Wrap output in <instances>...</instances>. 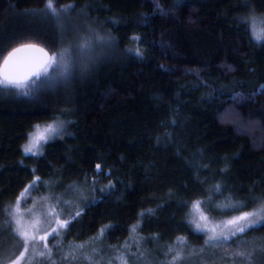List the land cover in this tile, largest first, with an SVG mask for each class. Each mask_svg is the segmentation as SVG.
<instances>
[{
	"label": "trees",
	"instance_id": "16d2710c",
	"mask_svg": "<svg viewBox=\"0 0 264 264\" xmlns=\"http://www.w3.org/2000/svg\"><path fill=\"white\" fill-rule=\"evenodd\" d=\"M246 2L181 0L182 6L174 14L161 16L153 14L151 0H57V7L76 5L69 18H75L72 28L77 27L80 35L87 34L86 28L91 26L101 36L110 33L114 42L103 45L93 67L79 70L62 84L44 87L35 96L0 90V116L16 130L21 141L27 138L32 125L45 123L55 114L63 112L82 120L87 128L102 126L107 129L115 125L117 119L134 114L136 106L140 109L137 102L153 81L195 76L217 97V107L200 126L196 129L190 127L175 138L163 134L153 143H147L146 138L138 145L125 147V150L123 146L129 136L126 137L123 130L115 126L119 142L107 154V159L115 160L113 152L122 147L124 151H119L118 167L103 184L107 185L111 179L115 190L91 204L69 236L78 240L88 239L97 234L102 224L111 223L116 227L114 231L105 233L106 239L111 244L129 241L131 235L128 229L138 218V213L146 209L128 197L136 195L139 186L144 183L170 175L195 173L198 166L187 162V158L212 145H219V134L223 131H233L237 139L242 140L246 153L264 154V90L261 89L264 84L219 95L215 84L206 80L213 74L230 73L249 54L252 40L235 22L237 17L247 12L241 7ZM162 3L165 8H171L176 0H162ZM44 4L45 0H0V57L12 47L26 42L40 44L50 52L59 51L61 46H67L70 36L77 34L72 29L67 31L62 25L61 21L66 18L59 25L45 12ZM251 4L258 14L264 13V0H251ZM145 14L149 17L147 21ZM133 35L146 38V46L141 49L143 57L127 51L134 48L130 39ZM235 93H240L241 99L233 105L228 98ZM226 107L234 108L240 121L247 126L219 119L218 114L223 113ZM72 156V164L66 163L61 174L62 181L73 179L72 182L78 183L83 176H92L96 163L100 162L93 157L76 162ZM22 161L16 164L14 180L9 179L1 169L5 165L0 166L3 188L13 194L19 193L32 179V168L37 169V175L44 177L51 173L54 166L46 155L38 158L25 156ZM174 162H182L183 168H173ZM202 166L200 163L198 170L204 169ZM176 198L175 194L157 200L152 208L154 215L145 216L144 222L182 227V206Z\"/></svg>",
	"mask_w": 264,
	"mask_h": 264
},
{
	"label": "rangeland",
	"instance_id": "374dc122",
	"mask_svg": "<svg viewBox=\"0 0 264 264\" xmlns=\"http://www.w3.org/2000/svg\"><path fill=\"white\" fill-rule=\"evenodd\" d=\"M71 13L72 11L64 17L66 20L61 19L62 21H60L67 31L69 29H72L73 33L77 31L74 37L70 36V40L75 42V37L79 34V31L77 27L72 28L75 18H69L71 17ZM60 21H58L59 25H61ZM140 36L145 42L141 45V49L143 50L147 41L144 36ZM104 44L103 42H95L90 48L77 50L73 53L80 70H87L95 65L101 55L100 53ZM132 45L135 47L134 42ZM206 80L215 84L218 91H223L225 95L233 93L238 89H250L264 84V46L252 40V48L249 54L230 73L213 74L209 78H206ZM62 83H64L63 80L57 84ZM209 94L213 96L210 88L200 78L195 76L179 80L153 81L137 102L140 105V109L136 106L134 114L131 113L125 118L117 119L115 125L107 127L108 130L102 126L87 128L82 120L75 119L66 112L59 113L62 119L69 122L66 125V134L62 139L50 141L45 146L44 156H48L54 162V166L49 175L41 176V178L47 180L58 174L62 181L64 178L61 177V174L65 171L66 163L72 164L70 159L73 154L76 162H80L87 157L98 158L100 162L97 163L101 165L102 171L107 172L110 169L112 173L118 167V159L121 154L119 151H124L123 147L138 145L146 138L147 143H153L156 139L162 138L163 134L175 138L177 134H181V132L190 127L191 129H196L200 126L217 107L216 99L211 100ZM52 119L53 117L49 121ZM115 126L122 129V133H125L126 137H129L122 149L113 152L116 157L115 160H108L107 154L111 150H114V147L119 142V137L115 134ZM219 137L221 138V142H218L219 145L215 146L211 144L212 146L206 150H202L199 154L197 153V155L187 158V162L198 166L194 171L195 173L170 175L157 181L144 183L142 186H139L140 189L137 190L136 195H134L135 197H128V199L131 201L135 199L139 207L152 209L156 206L155 203H158L157 200L169 198L171 197L169 193L175 191L174 195L176 194L177 202L182 206L185 201L194 199L207 201L209 193L205 189L211 188L212 185L217 183L221 185L226 183L228 188L224 196L231 193L234 200H243L248 197V189H255L256 193L259 194L261 190H264V154L246 153V150L244 151V147L242 146V140L237 139L233 131H223L219 134ZM214 141L215 139L213 143ZM26 142L27 138L21 141L17 136L16 130L0 116V166L5 165L1 169L6 172L7 177L11 180L16 178V164L19 161L21 162L23 157L30 156L25 155L22 151V146ZM200 163L208 167L198 170ZM172 167L182 169L183 163L174 162ZM222 172L223 174H221ZM95 175L96 170H94L92 176H87L89 178L87 183L85 182L86 176L80 178L78 183L72 182L73 179H65L62 182L65 185L75 183L82 189H85L84 195L91 202L93 195L99 197V191L92 194L87 190L91 177ZM106 178L108 176L100 175L97 177L99 181L97 188L106 186L103 185ZM205 180L207 181L206 184L200 183V181ZM53 191L62 192L63 188H54ZM19 193L13 194L3 188L0 180V260L6 261L9 257H14L19 253L18 245L20 242L7 227L8 217L5 212V207L11 205ZM47 195L48 189L44 187H41L39 192L31 193V197L36 199L34 211L37 215L44 212V208L42 207L44 202L41 200V197ZM224 196L213 195L211 196V202L223 204L225 203ZM98 200L96 199L95 203ZM91 204L94 205V203ZM30 207H32V200L29 198L27 205L22 204V208L27 211ZM87 209L88 207L85 211ZM181 210L184 220L182 227L179 225H152L149 224L151 221L144 222L143 219L146 217L142 219L138 217L136 219L134 223L139 219L140 228L137 229L136 233H130L131 238L127 242L129 244H139L140 251L144 253L140 264H160L161 261L165 260L161 249H166V245L172 244L178 235L185 236L191 245L203 246V235L194 234L188 224L191 211L190 206L181 207ZM231 214L226 211L212 213L216 219H225L227 215ZM41 219L44 220L45 217L41 216ZM50 226L54 227V221ZM144 231L147 233H144ZM154 234L159 236L157 241L147 239ZM253 236L264 238V228L250 232L248 239H251ZM140 237H144L145 239L140 240ZM90 238L78 240L74 236H69L68 233L63 235L62 239H59L60 247H53L56 241L49 236V246L53 248L52 259L57 261V264H63L60 258L62 252L67 251L69 244L87 242ZM262 242L264 241L258 239L256 244ZM124 243L111 244L105 237L103 241L92 242L86 251L91 253V248H97L100 250V256H103L106 260L108 257L115 255L114 251L107 246L113 245L119 247ZM131 251L137 252V248L132 247ZM185 251H188V249H185ZM221 252L222 250L219 249L206 250L205 253L192 257L190 264H226L225 260L219 259ZM77 256L79 257L80 254L77 253ZM94 259H99V257H94ZM32 264H47V261L41 262V258L36 256L32 260ZM74 264H87V262L80 258ZM252 264H264V252L259 248L253 253Z\"/></svg>",
	"mask_w": 264,
	"mask_h": 264
},
{
	"label": "snow or ice",
	"instance_id": "6c2138e0",
	"mask_svg": "<svg viewBox=\"0 0 264 264\" xmlns=\"http://www.w3.org/2000/svg\"><path fill=\"white\" fill-rule=\"evenodd\" d=\"M151 2L154 5L153 14L158 13L161 16L174 14L176 9L182 6L181 0H176L171 8H165L162 0H151ZM241 7L247 9V12L243 16L237 17L235 22L249 34L253 42H258L264 46V13L258 14L252 6L251 0H247ZM75 8L76 5L74 4H64L57 7V0H45L44 4L45 12L57 21L66 17ZM148 18L145 14V21ZM86 32L85 35L78 34L75 37V42L67 41V46H61L59 51L49 52L40 44L31 42L19 43L12 47L6 55L0 57V90L16 91L20 95L30 96L37 94L44 87H53L61 80L67 81L74 77L80 70L73 55L75 51L88 49L95 42L107 44L114 42L110 33L101 36L99 31L91 26L87 27ZM130 39L134 42L135 47L127 51L134 52L138 57H143L141 45L145 42L142 37L133 35ZM229 70H231V66H229ZM261 89L264 90V85L261 86ZM219 95H223V91H220ZM209 98L215 100L217 97L209 94ZM228 99L235 105L241 99V94L235 93ZM218 118L228 119L233 123H238L241 127L247 126L240 121L239 114L232 107H226L223 113L218 114ZM68 123L58 113L49 122L32 125L31 130L27 133V142L22 146L23 153L36 158L43 156L44 148L50 141L63 138ZM202 167L207 168L208 166L203 165ZM95 170L96 175L91 177L87 190L92 194L99 191L100 196L93 195V200L89 202L88 197L84 195L85 189L79 185L75 183L65 185L58 174L54 175L53 178L44 180L36 174L37 169L32 168V179L25 183L14 202L5 207L8 217L7 227L20 242L18 245L19 253L14 257H9L6 261L0 260V264H32V260L36 256L41 258V262L47 261V264H57V261L52 259L53 248L49 246V236L56 241L53 247H60L59 239L76 230V225L80 224V217L85 209L96 199L102 200L105 193L110 195L115 190V183L111 179L108 180L106 186L97 188L99 183L97 177L100 175L111 176L112 173L110 169L103 172L99 163L95 165ZM88 179L85 177L86 183ZM200 183L206 184L207 181H200ZM41 187L48 189V195L41 197L44 202L42 204L44 212L37 215L34 211L36 199L31 197V193L39 192ZM54 188H63V191L55 192L53 191ZM227 188L226 183L224 185L214 184L211 188L205 189L209 193L207 201L194 199L182 204V207L190 206L188 224L194 234L203 235L204 244L199 247L191 245L185 236L178 235L172 244L166 245V249H161L165 260L161 261L160 264H190L192 257L212 249L222 250L219 259L225 260L226 264H252L253 253L256 249L259 248L264 252V242L256 244L258 239L264 241V238L253 236L248 239L250 232L264 228V190L257 194L255 189H248V197L243 200H234L231 193L224 196ZM169 195L172 196L174 193L170 192ZM213 195L224 196L225 203H212L211 196ZM29 198L32 200V207L25 211L22 204L27 205ZM218 211H226L232 214L227 215L225 219H216L212 213ZM152 215H154V210L151 208L141 210L138 213L140 219ZM41 216L45 219L42 220ZM53 221L54 227L50 226ZM115 227L111 223L102 224L97 234L91 237L89 241L69 244L67 251L62 252L60 258L63 264H74L80 258L87 264H130V262L131 264H140L144 253L140 251L138 243L129 244L126 241L119 247L107 246L114 251L115 255L106 260L100 256V250L97 248H91V253L86 251L92 242L103 241L105 233L114 231ZM138 228H140L139 219L130 226L128 231L136 233ZM144 239V237H140V240ZM147 239L157 241L159 236L154 234ZM132 247H136L137 252H132ZM77 253L80 254L79 257ZM97 256L99 259H94Z\"/></svg>",
	"mask_w": 264,
	"mask_h": 264
},
{
	"label": "water",
	"instance_id": "95a60500",
	"mask_svg": "<svg viewBox=\"0 0 264 264\" xmlns=\"http://www.w3.org/2000/svg\"><path fill=\"white\" fill-rule=\"evenodd\" d=\"M43 47V46H42ZM50 52V51H49Z\"/></svg>",
	"mask_w": 264,
	"mask_h": 264
}]
</instances>
